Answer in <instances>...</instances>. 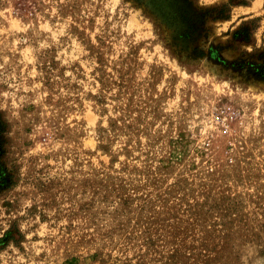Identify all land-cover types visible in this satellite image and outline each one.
Masks as SVG:
<instances>
[{
	"label": "rangeland",
	"instance_id": "1",
	"mask_svg": "<svg viewBox=\"0 0 264 264\" xmlns=\"http://www.w3.org/2000/svg\"><path fill=\"white\" fill-rule=\"evenodd\" d=\"M0 264H264V0H0Z\"/></svg>",
	"mask_w": 264,
	"mask_h": 264
},
{
	"label": "trees",
	"instance_id": "2",
	"mask_svg": "<svg viewBox=\"0 0 264 264\" xmlns=\"http://www.w3.org/2000/svg\"><path fill=\"white\" fill-rule=\"evenodd\" d=\"M3 128H4V124H3V122H1V120H0V133L2 132Z\"/></svg>",
	"mask_w": 264,
	"mask_h": 264
}]
</instances>
